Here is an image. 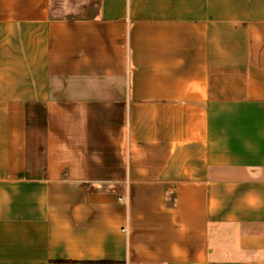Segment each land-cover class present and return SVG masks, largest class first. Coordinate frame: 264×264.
<instances>
[{"label":"crops","instance_id":"0c3cea01","mask_svg":"<svg viewBox=\"0 0 264 264\" xmlns=\"http://www.w3.org/2000/svg\"><path fill=\"white\" fill-rule=\"evenodd\" d=\"M0 264H264V0H0Z\"/></svg>","mask_w":264,"mask_h":264},{"label":"rangeland","instance_id":"374dc122","mask_svg":"<svg viewBox=\"0 0 264 264\" xmlns=\"http://www.w3.org/2000/svg\"><path fill=\"white\" fill-rule=\"evenodd\" d=\"M67 12H69L72 17H76V18H79V17H83V16H86V14H88L89 12V9L88 8H69L67 9Z\"/></svg>","mask_w":264,"mask_h":264}]
</instances>
